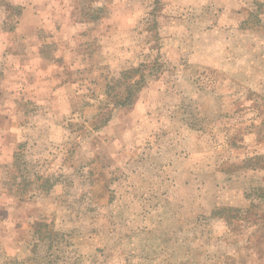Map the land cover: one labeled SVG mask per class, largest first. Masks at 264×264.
<instances>
[{
  "label": "rangeland",
  "instance_id": "374dc122",
  "mask_svg": "<svg viewBox=\"0 0 264 264\" xmlns=\"http://www.w3.org/2000/svg\"><path fill=\"white\" fill-rule=\"evenodd\" d=\"M257 2L54 0L46 27L10 38L0 264H264V13L242 27ZM90 6L102 15L82 21ZM23 7L0 0L4 38ZM154 61L160 71L114 107L107 82ZM20 143L22 172L50 191H8ZM36 218L52 236L38 237Z\"/></svg>",
  "mask_w": 264,
  "mask_h": 264
},
{
  "label": "trees",
  "instance_id": "16d2710c",
  "mask_svg": "<svg viewBox=\"0 0 264 264\" xmlns=\"http://www.w3.org/2000/svg\"><path fill=\"white\" fill-rule=\"evenodd\" d=\"M104 10V6L94 7L90 6L86 14L91 12L89 17H83L82 21H92L97 19ZM85 13V12H84ZM264 13V4L262 2H257L256 6L252 9L248 10V18L242 22V27L246 28H254L260 27L262 21L260 18V14ZM154 65L150 66L148 63H140L138 68H130L128 70H124L121 72L119 78H113L109 82H107L106 86V94L111 100V103H114V107L118 106H126L130 104L136 94L145 86L147 82V75H155L160 70L157 67L158 64L154 61ZM148 73L146 74V70ZM110 104V103H109ZM101 107V106H99ZM101 109V108H100ZM23 143L18 144L16 153L14 154L13 164L9 167L8 178L5 182L7 189L9 192L18 195L20 199H23L24 196L27 195L29 190L33 187V190H42V191H50L54 186L55 182L51 181L49 177H45L41 174H36L32 178H28L23 172L22 169L18 165V161L22 159V152L19 149L23 146ZM253 159H246L242 163V166H250ZM20 172L21 180L18 181V172ZM224 211L227 207H223ZM217 210V209H216ZM220 211V209H218ZM52 224L44 222L36 218L31 224L30 227L33 229L35 233H39L38 237L42 239L44 236H52ZM42 235V237H41ZM53 241L50 240V243Z\"/></svg>",
  "mask_w": 264,
  "mask_h": 264
},
{
  "label": "crops",
  "instance_id": "0c3cea01",
  "mask_svg": "<svg viewBox=\"0 0 264 264\" xmlns=\"http://www.w3.org/2000/svg\"><path fill=\"white\" fill-rule=\"evenodd\" d=\"M10 2L12 4L22 5L24 7L22 9L23 11L19 24L16 27V32L15 30H7V32H5L7 38H4V32L0 30V37L1 40H3L0 42V56H5V54H10L9 56H14L15 54L19 56L18 54H16L15 49L12 48L15 46H13V42L10 41V38H12L16 34L19 36L24 35L25 37H29L34 34V30L37 31L42 27H46L48 24L49 15L45 17L44 14L53 11L54 5V0H10ZM70 16L71 11L68 17L70 18ZM67 26L68 28L70 27L68 23L62 22V28H66ZM35 54L37 56L39 55L38 52H36Z\"/></svg>",
  "mask_w": 264,
  "mask_h": 264
}]
</instances>
